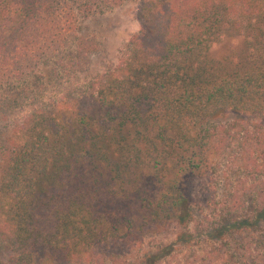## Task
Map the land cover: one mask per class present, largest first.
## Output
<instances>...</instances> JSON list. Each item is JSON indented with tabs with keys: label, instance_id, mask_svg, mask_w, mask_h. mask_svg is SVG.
Wrapping results in <instances>:
<instances>
[{
	"label": "trees",
	"instance_id": "trees-1",
	"mask_svg": "<svg viewBox=\"0 0 264 264\" xmlns=\"http://www.w3.org/2000/svg\"><path fill=\"white\" fill-rule=\"evenodd\" d=\"M122 1L0 0V264H264V0H138L81 82Z\"/></svg>",
	"mask_w": 264,
	"mask_h": 264
},
{
	"label": "rangeland",
	"instance_id": "rangeland-1",
	"mask_svg": "<svg viewBox=\"0 0 264 264\" xmlns=\"http://www.w3.org/2000/svg\"><path fill=\"white\" fill-rule=\"evenodd\" d=\"M138 9V0H123L119 5L101 12H96L87 19L82 21V35L95 36L99 41L98 50L91 57L89 69L80 75L79 80L84 82L92 78V76L100 72L109 63L114 62L119 54V50L130 37L139 32L140 21H138L136 12ZM236 42V38H233ZM230 41H224L214 45L213 54L222 52ZM12 97H16L19 90H6ZM22 106V105H21ZM17 108L16 110H19ZM26 109V107H25ZM203 239V238H201ZM147 244L145 243L144 246ZM143 246L144 249H146ZM215 246V242L211 240L194 242L193 246H186L179 250L180 258H191L194 255H202L205 250ZM195 251V252H193ZM197 262L196 264H198ZM48 264V263H46ZM219 264V262H218Z\"/></svg>",
	"mask_w": 264,
	"mask_h": 264
}]
</instances>
